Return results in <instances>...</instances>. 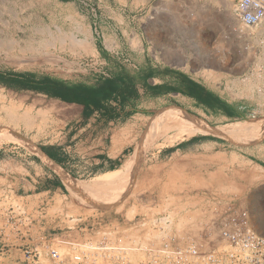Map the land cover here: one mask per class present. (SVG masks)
<instances>
[{"label":"rangeland","instance_id":"rangeland-1","mask_svg":"<svg viewBox=\"0 0 264 264\" xmlns=\"http://www.w3.org/2000/svg\"><path fill=\"white\" fill-rule=\"evenodd\" d=\"M82 1L67 8L60 0H0V73L30 74L36 80L48 77L67 86H97L115 75H133L140 68L135 62L154 53L209 85L216 86L222 78L210 65L208 55L219 22L226 21L224 12L218 11L232 0H161L165 11L133 18L130 27L138 25L140 36L130 34V47L119 52L96 47L97 40L103 41L102 32L91 29V17L81 12L85 10ZM141 40L149 48L146 54ZM243 104V117L212 121L211 126L197 113H191L197 118L193 121L183 108L161 103L146 117L137 136L117 137L123 145L132 144L130 156L123 162L122 176L100 188L76 194L68 187L58 193H32L21 188L14 192L0 180V264H17L20 251L16 246L24 244L27 232H35L30 231L29 219L44 220L47 233L69 235L66 227L72 219L126 224L137 215L171 211L182 218H196L202 207L206 209L209 195L238 200L264 234V109L251 101ZM5 107L17 108L18 117L27 113L28 118L11 124ZM83 109L41 93L0 85V135L16 138L0 136V161L17 170V166L28 168V158L38 146L56 144L63 137L66 143L85 142L90 129L69 130L72 121L87 124L80 113ZM172 127L177 129L165 130ZM192 130L204 132L192 138L214 136L224 142L203 140L200 157L156 154L176 133ZM105 140L108 144L110 138ZM99 176L73 181L90 187ZM70 235L78 238L77 233Z\"/></svg>","mask_w":264,"mask_h":264},{"label":"built area","instance_id":"built-area-1","mask_svg":"<svg viewBox=\"0 0 264 264\" xmlns=\"http://www.w3.org/2000/svg\"><path fill=\"white\" fill-rule=\"evenodd\" d=\"M87 12L88 0L82 1ZM223 8V9H222ZM208 60L222 76L215 85L226 101L264 109V0L223 6ZM196 218L174 212L137 215L126 224L72 219L69 235L47 233L44 220L30 231L17 264H264V234L238 200L207 197ZM37 231V233H36ZM42 231V232H40ZM56 231V230H54ZM36 233V234H35ZM77 233L78 238H72ZM28 236V237H27Z\"/></svg>","mask_w":264,"mask_h":264},{"label":"crops","instance_id":"crops-1","mask_svg":"<svg viewBox=\"0 0 264 264\" xmlns=\"http://www.w3.org/2000/svg\"><path fill=\"white\" fill-rule=\"evenodd\" d=\"M88 1V8L91 10L87 9V14L91 17L90 27L95 33H98V30L102 32L103 41L97 40L96 47H102L109 52L110 48H113L112 52L129 48L130 34L140 36L138 25L135 29L130 27L133 18L142 15L144 17L151 11L158 14L166 10L161 8L165 7V4H159L161 0ZM60 3L67 8H74L77 7L78 0H60ZM142 32L144 33V30ZM141 42L142 52L146 54L149 48H146L144 40ZM135 63L140 65V68L133 75L120 74L134 80V94L130 99L110 101L106 103L104 110H82L80 113L87 124H77L78 121L69 124V130L81 126L91 130L92 133L85 142L66 143L63 137L62 141H57L56 144L38 146L39 152H34L33 156L28 158V168L17 166V170L16 167H9V163L3 165L0 161L1 182L13 188L14 192L21 188L32 193H58L67 189L64 176L79 181L83 177L99 176L116 170L127 156H130L129 146L132 145H123L117 137L122 140L137 136L146 117L161 103L169 102L183 108L189 115L197 113L203 117V122L211 126L212 121L223 123L231 118L224 112V103L237 106L239 111L243 108L241 104H230L226 101L217 86L209 85L205 80H198L182 68L171 65L172 62L167 58H159L151 53L141 56ZM101 122L104 124H100ZM108 137L110 141L107 144L105 138ZM191 139L181 142L177 148L166 146L156 154L164 158L175 153L200 157L198 151L203 149V140ZM41 148H45V151Z\"/></svg>","mask_w":264,"mask_h":264},{"label":"trees","instance_id":"trees-1","mask_svg":"<svg viewBox=\"0 0 264 264\" xmlns=\"http://www.w3.org/2000/svg\"><path fill=\"white\" fill-rule=\"evenodd\" d=\"M0 85L7 88H18L44 94L49 98L58 99L67 104H77L83 106V111L88 109L104 110L106 103L126 101L134 94V80L129 77H123L120 74L113 78L103 80L97 86H88L76 84L67 86L60 80L44 78L36 80L32 75H21L16 73H0ZM203 100V97L201 98ZM224 112L232 118H241L242 112L237 106H230L224 103ZM194 140H213L220 143L224 141L214 136L194 137ZM45 151V148H41Z\"/></svg>","mask_w":264,"mask_h":264},{"label":"bare ground","instance_id":"bare-ground-1","mask_svg":"<svg viewBox=\"0 0 264 264\" xmlns=\"http://www.w3.org/2000/svg\"><path fill=\"white\" fill-rule=\"evenodd\" d=\"M7 2V1H6ZM31 5V4H30ZM1 10V9H0ZM7 11V10H6ZM33 33V32H32ZM46 34V33H45ZM45 36V35H44ZM39 37V36H38ZM22 40V39H21ZM26 40V39H25ZM28 40V39H27ZM20 40H18L19 42ZM61 41V40H60ZM24 42V41H23ZM31 43V42H30ZM41 43V42H40ZM74 43V42H73ZM16 44V43H15ZM43 44V43H42ZM23 45V44H22ZM17 46V45H16ZM83 46V45H82ZM12 47V46H11ZM24 47V46H23ZM45 48V47H44ZM54 48V47H53ZM18 49L21 50V48H19L18 46ZM47 49V48H46ZM24 51V50H23ZM21 53L23 54L24 52L21 51ZM207 59V58H206ZM209 65V64H208ZM206 65V66H208ZM211 67V66H210ZM207 71V70H205ZM204 72V71H203ZM208 72V71H207ZM205 75V74H204ZM16 109L17 108H13V107H5L4 108V111H5V115L7 117V120L11 123V124H17L20 122V121H26L25 119L28 118L27 117V113L25 114V116H21V117H18L16 115ZM26 112V111H25ZM19 115V114H18ZM30 116V115H29ZM24 119V120H23ZM41 119V118H40ZM28 123V122H27ZM29 125V124H27ZM8 126V125H7ZM173 129H177L172 127V128H167L165 130H173ZM172 132V131H170ZM176 132V131H174ZM204 132L202 131H196V130H192L190 132H182L181 134H175L173 137H171L170 139H168L167 143L165 144L166 146H174L175 144H179L181 142H184L186 140H190L192 138V136H197L198 134H203ZM2 136L5 140L6 139H9V140H15L16 138H13L12 136L8 135H0ZM18 140V139H17ZM19 141V140H18ZM37 152H39V149H37ZM45 155V154H44ZM47 160V159H46ZM48 163V161L46 162ZM125 166H126V163H123L119 168H117L116 170H113V171H110L109 173L103 175V176H99L97 177L93 182H92V185L90 187H80L79 184H77L75 181H73L71 178H69L68 176H64L65 177V183H66V186L68 187V189L71 191V193H83V192H86L87 190L89 189H96V188H100V187H103L105 185H108L116 180H118L123 172H124V169H125ZM64 174V173H63ZM64 180V179H63ZM216 194V193H215ZM188 206V205H187ZM179 208V207H178ZM177 208V209H178ZM185 208V207H183ZM192 216V215H191Z\"/></svg>","mask_w":264,"mask_h":264},{"label":"water","instance_id":"water-1","mask_svg":"<svg viewBox=\"0 0 264 264\" xmlns=\"http://www.w3.org/2000/svg\"><path fill=\"white\" fill-rule=\"evenodd\" d=\"M189 117L191 118V120L197 121V118L195 116L189 115Z\"/></svg>","mask_w":264,"mask_h":264}]
</instances>
